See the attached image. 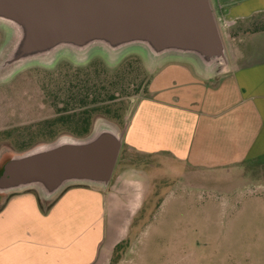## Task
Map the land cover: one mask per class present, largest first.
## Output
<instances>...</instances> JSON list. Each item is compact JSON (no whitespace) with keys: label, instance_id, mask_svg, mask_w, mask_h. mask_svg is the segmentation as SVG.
Masks as SVG:
<instances>
[{"label":"crops","instance_id":"1","mask_svg":"<svg viewBox=\"0 0 264 264\" xmlns=\"http://www.w3.org/2000/svg\"><path fill=\"white\" fill-rule=\"evenodd\" d=\"M230 69L206 80L186 62L154 72L149 99L135 109L107 191L75 185L52 202L35 191L7 196L0 210V264H110L136 213L109 226V207L143 209L151 181L132 155H168L189 168L216 169L264 156V0H211ZM222 16V17H223ZM134 164V165H131ZM137 212V211H136Z\"/></svg>","mask_w":264,"mask_h":264},{"label":"rangeland","instance_id":"2","mask_svg":"<svg viewBox=\"0 0 264 264\" xmlns=\"http://www.w3.org/2000/svg\"><path fill=\"white\" fill-rule=\"evenodd\" d=\"M8 35L0 27V50ZM145 61L137 52L124 54L113 66L99 56L85 65L62 58L52 68L31 64L0 81V165L9 155L20 153V145L40 123L56 117V107L43 86L51 78L63 83L78 76L90 87L97 81L104 86L119 82L114 91L118 100L97 107L92 130L105 120L121 131L128 128L137 106L150 97L145 88L154 73ZM78 68L87 70L76 73ZM61 137L75 136L65 133ZM51 142L40 138L34 147ZM127 149L122 147L120 162L128 157ZM132 161L137 163L133 167L146 173L151 185L141 211L126 204H110L111 228L114 222L120 227L129 212L136 213L135 222L140 220L133 242L110 264H264V156L216 169L189 168L169 155H132Z\"/></svg>","mask_w":264,"mask_h":264},{"label":"water","instance_id":"3","mask_svg":"<svg viewBox=\"0 0 264 264\" xmlns=\"http://www.w3.org/2000/svg\"><path fill=\"white\" fill-rule=\"evenodd\" d=\"M0 81L28 65L52 68L68 58L85 65L101 57L109 66L141 53L149 71L186 62L206 80L230 69L211 0H0ZM127 127L107 120L83 138L61 137L9 155L0 165V201L25 191L49 203L67 188L106 191Z\"/></svg>","mask_w":264,"mask_h":264},{"label":"trees","instance_id":"4","mask_svg":"<svg viewBox=\"0 0 264 264\" xmlns=\"http://www.w3.org/2000/svg\"><path fill=\"white\" fill-rule=\"evenodd\" d=\"M260 31H264V21L262 23H257L256 25H254L253 29L251 30V32H260ZM96 59V58H95ZM137 59L142 62L139 57H137ZM100 63L103 64L101 59H97ZM94 61V58L90 61L91 62ZM122 65V64H121ZM90 66V65H89ZM123 66V65H122ZM87 70V68H78L76 71V73H80L82 71ZM78 76L73 77V78H69L68 80H66L63 83H60L59 81H57V79L51 78V82L49 84L43 85L45 87V91L46 94L52 99L51 104L54 105V107H56V111L59 112H69V111H73V114L70 115H64V117L62 118H55L52 123L56 124L57 127L55 129V134L59 133V128L63 127L62 125H67V122L70 123H75L78 128L80 130H78L80 133L78 134L79 137L77 138H83L88 136L91 131H92V119L93 116L98 112V106H100L101 104H105V103H112L116 100H118V98L116 97L117 94H114V91H116L118 89L117 85L119 86V82L117 83V85L115 84V82L111 83L110 85L108 84V86H104L103 84H100L98 81L96 83V85L94 86H87L88 83L87 80L85 78H81L83 79L78 80L77 79ZM77 79L78 82H75ZM148 82H147V86L145 88L146 92L145 93H149V86L152 80V76H150L148 78ZM82 82V83H80ZM126 85V84H123ZM124 87V86H123ZM138 91L141 90L139 88H137ZM103 91H106V94H102ZM113 91V92H112ZM61 95V97H60ZM104 95V96H103ZM61 99V100H60ZM59 101H61L59 103ZM86 108L84 111H80V109ZM74 118H72V117ZM107 116H110V112L108 111ZM113 116V115H111ZM114 117V116H113ZM118 118V117H115ZM62 123V124H60ZM60 124V125H58ZM54 133V130L53 132ZM54 136L52 138L51 141L56 140L58 137ZM49 141V142H51ZM35 145V135H32L30 138H28L27 141H24L20 147H19V151L23 152L26 151L28 149L33 148ZM1 204V203H0ZM2 206L0 207L1 210ZM140 221V220H139ZM138 221V222H139ZM138 222L133 223L132 227H131V231H130V236L129 238L119 244L115 250V254L114 257L117 253H119L120 250L124 249L125 246L131 244L133 242V240L135 239L134 235V231L136 229V224ZM116 262V260L114 261V263Z\"/></svg>","mask_w":264,"mask_h":264},{"label":"flooded vegetation","instance_id":"5","mask_svg":"<svg viewBox=\"0 0 264 264\" xmlns=\"http://www.w3.org/2000/svg\"><path fill=\"white\" fill-rule=\"evenodd\" d=\"M85 109L86 108H83V109L81 108L80 111H84ZM70 114H73V111H69V112H65V113L59 112L56 114L55 118L58 117L60 119V118L64 117V115H70ZM70 117H72V116H70ZM72 118H74V117H72ZM52 121L53 120H46L43 123L39 124L38 128L35 130V133L32 134V135H35V143L37 142V140H40V138L44 139L45 142H49L52 140V138L54 136L58 137L61 134H65V133L70 134V135L75 136V137H79L78 134L80 132L78 130H80V129L78 128V126L75 123L67 122V125H65V126L62 125L63 127H60V130L58 129L59 133L55 134V129H56L57 125L55 123L53 124ZM60 124H62V123H60ZM60 124H58V125H60ZM53 130H54V133H52ZM60 131H61V133H60ZM32 135H30L29 138ZM126 136H127V131L125 133V137Z\"/></svg>","mask_w":264,"mask_h":264},{"label":"built area","instance_id":"6","mask_svg":"<svg viewBox=\"0 0 264 264\" xmlns=\"http://www.w3.org/2000/svg\"><path fill=\"white\" fill-rule=\"evenodd\" d=\"M216 14V13H215ZM223 16V15H222ZM222 16H218L217 14H216V18H217V22H218V25H219V27H220V29H221V27L224 29H227L228 27H229V25H230V22L228 21V20H226L225 18H224V16L222 17Z\"/></svg>","mask_w":264,"mask_h":264}]
</instances>
